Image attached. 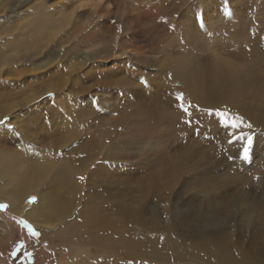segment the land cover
Returning <instances> with one entry per match:
<instances>
[{"label": "rangeland", "instance_id": "rangeland-1", "mask_svg": "<svg viewBox=\"0 0 264 264\" xmlns=\"http://www.w3.org/2000/svg\"><path fill=\"white\" fill-rule=\"evenodd\" d=\"M69 1L74 2L0 0V62L10 56L0 72V91L15 92L11 101L18 103L15 111L0 119L4 121L0 138L7 140L0 142L1 147L13 154L25 145L27 151L50 156L48 163L55 167L41 179L38 193L26 197L23 209H36V218L43 217L39 210L43 193H61L55 177L62 159L79 157L84 172L79 197L61 224L36 223L7 212L8 202L0 200L7 205L0 209V264L6 259L10 264H61L74 251H69V244L41 239V232L49 235L62 228L66 232L75 221L84 222L89 209L122 222L126 232L171 233L187 240L195 238L192 222L199 224L201 209L211 201L236 203V219L254 199L261 209L264 192L259 187L264 184L257 182V170L264 159V0H117L113 13L101 16L97 24L89 23L90 0H75L87 11L66 25L65 16L72 8L60 6ZM59 15H65L64 25L52 29V34L47 25ZM43 42L46 47L35 53ZM122 49L128 56L121 54ZM85 51L92 52L89 63L97 62L93 70L65 67ZM56 53L57 61L40 66ZM182 77L200 80L201 91L192 95L190 88L181 87ZM96 79L97 87L80 90ZM234 83L239 93L230 92ZM50 85L57 89L31 97L32 91L43 92ZM174 89L176 102L171 95ZM65 93L68 108L56 103ZM177 93H183L182 100ZM181 103L192 106L190 119ZM216 111L225 114L224 120L231 122L239 115L243 122L233 129L230 123H221ZM28 115L37 121L33 123ZM68 122L76 125L71 145L50 144L37 135L42 125L53 130ZM249 123L251 128L246 127ZM98 133L103 134L100 140ZM233 133L236 140H231ZM241 137H251L247 159L242 158L247 140ZM94 161L103 164L104 170ZM90 166L94 172L99 166L98 175L88 171ZM33 196L36 201L29 203ZM122 211L127 220L120 219ZM21 221L31 224L39 235H32ZM228 226L232 230L233 224ZM236 226V238L240 229L247 233L245 238H255L250 235L252 225ZM82 248L101 253L100 264H192L176 260V251L171 250L146 251L120 243L112 251L101 252L90 244Z\"/></svg>", "mask_w": 264, "mask_h": 264}, {"label": "bare ground", "instance_id": "bare-ground-1", "mask_svg": "<svg viewBox=\"0 0 264 264\" xmlns=\"http://www.w3.org/2000/svg\"><path fill=\"white\" fill-rule=\"evenodd\" d=\"M116 1L117 0L87 1L88 6H90V10H89L90 12L88 13L89 18H90L89 23L97 24V22L100 19H102L101 16H103V18L104 17L106 18L108 14L113 13L111 9H113L114 6L116 5ZM74 2L71 4L69 1L67 2L66 5L60 6L62 7L61 9L69 7V6L72 8L70 11H68V14L66 16L63 15L67 17V20L65 22L66 25L70 24V22H72L73 20H76L81 15H83L85 11H87V10L81 9V7H84L83 3L75 5ZM140 8H142V6ZM122 14L120 15L123 16L124 14L123 15ZM63 16L59 15V17H57L55 20L51 22V25L50 24L47 25L49 26V31L51 33H52V29L54 30V28L59 27L62 24L64 25L63 20L65 18ZM121 16H118V17L120 18ZM137 19L140 22L141 19L139 20V17H137ZM86 25L84 26V28L87 27ZM56 29L58 30V28ZM36 36H37V33H36ZM49 41L50 40H48L47 43H49ZM47 43L43 42V43H40V47H37V48L34 47L36 48L35 53L40 51L42 47H46ZM124 49H122L121 54L124 56H128L127 52H125L126 50L123 51ZM136 52L134 51V53ZM91 56H92L91 51H87V52L85 51L80 55L78 54V57H77L78 59L74 61L72 59V61L65 67H67V69L69 68L70 71H75L79 68V66L80 67L85 66V69L88 66L89 68L88 71L90 72L97 66V62L89 63V60H91L90 59ZM129 57H132V56H129ZM9 59H10L9 55H5V57L2 59L3 63L0 62V72L3 69V67H7V64L9 63ZM55 60L56 61L58 60L57 53L56 55H54L52 59L47 58L46 61H48V63L45 62L44 64H40V66L44 67L46 64H49ZM57 64H60V63L58 62ZM58 68L54 69L56 73H57ZM17 73H19V71ZM70 73L71 72H69V74ZM104 81L102 82L104 83ZM199 81L200 80H197V78L195 77L180 78L181 87L187 86L188 88H190L189 91L193 92L192 95L201 91L202 84L200 85ZM98 83L99 81H97L96 79L94 80V83H92L91 85L80 87V90L88 91L93 85L97 87ZM229 87H230L231 93H234L237 90H238L237 92L239 93V89L236 83H234L232 86H229ZM53 88H56V85H50L46 88L44 87L43 92H41L42 90H39V91L37 90V91H32L30 94L32 98H37L40 94L48 92L52 90ZM14 94L16 93L15 92L12 93L11 91L6 90L5 88L4 90L2 89L0 91V102L6 101L4 104L0 105V119L2 118V116L8 115V114L10 115L13 111H15V108L18 105V103H16L17 104L16 105L11 101L13 99ZM68 95H70V92L68 93ZM68 95L65 93L61 95L60 97H57L56 100H58V102L56 101V103L61 105V107L64 106L68 108V105H69ZM171 95H173L172 98L176 102V89L172 91ZM28 117H30L33 123L37 121L35 117H32L30 115H28ZM75 126L76 125L74 123L68 122L67 126H64L61 128H55L53 130L51 129L48 130L45 125H42L41 127L42 132L37 135L42 140L43 139L49 140L48 143L50 144L55 143L57 141L69 142V141H73V139L74 140L76 139ZM28 130H30V128H28L26 131L28 132ZM59 132L63 134L64 133H67V134L64 135V137L62 138V137L57 136ZM102 135L103 134L98 133L99 140L102 138ZM102 141L105 142V138ZM0 142L4 143V142H7V140L6 138L2 137L0 138ZM78 149H81V148H78ZM55 151L58 152L57 150ZM49 155H51V153ZM77 155H80V154L77 153ZM47 157L48 155L46 156L43 153L38 154L37 152L27 151V149H25V145H23V148H19L16 153L15 152L13 154L6 153L5 151H3L1 147V143H0V200L4 199V201L8 202L9 206L7 208L8 209L7 212L8 211L15 212L29 219L30 221H34L36 223L44 222L45 224L55 225L57 222L61 224V222L66 220V218L68 217L67 212H68L69 206L72 205L73 202L78 199L79 194H80L79 192L82 186V181H83V179H80V177H83L84 172L80 171L83 166H81L80 164L79 157H75L72 159H67V158L62 159L61 160L62 162H60V165H59L58 172L56 171L57 175L55 177L61 193L60 194H51V193L47 194L46 192L43 193L44 200L41 202V205H40L42 208L39 209V210H42V212L40 213H42L43 217L41 219H37L36 217L38 216V213L36 209L29 208V210H26V209H23V206H24V201H26L25 199L29 194H33L35 192L38 193L37 192L39 189L38 185L41 179H44V177L46 176L47 171H49L50 168H55V167H51V164L48 163L49 161L48 159H50V156L48 158ZM88 159H91V158H88ZM111 160L112 159H110V162ZM87 163L88 162H86V164ZM95 164L99 165L96 162ZM104 164L106 165V162ZM82 165H85V164H82ZM94 165L92 167H94ZM99 166L97 169H99ZM87 167L89 168V165ZM92 167L90 166V170L88 171H91L93 169ZM101 168H102L101 170H104L103 166ZM105 169L107 168L105 167ZM92 172L94 171L92 170ZM97 173L98 171L95 174ZM263 173H264V159L261 161V163L258 166V170H257V182L258 183L264 184ZM105 174H106V171H105ZM251 182H254V180H252ZM1 183L4 185H2ZM259 188L261 189V192L263 193L264 185H261ZM262 196L264 197V194H262ZM257 203L258 201L254 199V201L251 202L250 205L247 204L245 208H242L239 211L241 218L238 217V219H236L235 213L237 211L234 207L236 203L233 204L231 200L230 201L225 200V202H221V201L218 202V200L211 201V204H209L208 207L204 208V210L201 209L202 215L199 218H197V221L199 222V224L194 225L192 222L191 229L194 230L195 238H190L191 240H187L186 238L174 237L171 233H166V234L156 233L155 235H148L146 233L144 234L137 233L134 230H132L131 232H126V229L124 225L122 224V222L116 223L115 221L116 219L115 220L112 218L109 219V217L108 216L106 217L104 213H100L98 210L90 211V209L86 213L84 222L80 223L79 221H75L72 224V226L68 228L66 232L64 228L58 229L57 231H51L49 235H47L44 232H41L40 238L45 239V240L49 239L52 242V244L61 243L63 245L64 244L70 245L71 249L69 251L73 250L74 252L73 253L71 252V255L66 254V257H64L65 260L63 259V262L61 264H100L101 262L99 258H101L102 256L100 257L99 254L101 253L98 254L97 251L96 253H93V254L91 252H86L82 248L83 245L90 244L93 246H97L98 250L103 252L101 249H104V248H107L108 250L112 251L114 249V245L117 243H120V245H131V246H134L136 248H140L146 251H147V248H148V251L150 250L176 251V260H183V261H186L192 264H264V226H259L258 224V223H261V224L264 223V204L261 205V209H259L260 205L259 203L257 205ZM92 204H93V201H92ZM92 204H91V207L93 206ZM95 204L96 202L94 203V205ZM96 206L98 207V205ZM96 206L94 207L97 208ZM97 209H100V208H97ZM122 212H121L122 215H120L121 213L119 214L121 217L120 219L127 220L125 211H122ZM0 213L2 212L0 211ZM112 220H114L113 223H112ZM236 220L238 222L237 223L238 227L239 225L240 227H243V228L249 225H252L253 226L251 230L252 234L250 232L248 233H250V235H253L255 238H245L247 233H244L243 232L244 230H241V229L239 230L241 234L238 232L240 238H236V232H234V230L236 231V229H238L236 226L237 225ZM257 221H258L257 223L258 225L256 224ZM231 223L233 224L232 230H229L230 227L228 225H230ZM125 224L127 225L128 222H126ZM169 231L171 230H168V232ZM185 233H188V236H190V233L188 231H185ZM55 235H56V238H55ZM258 236L260 238H257ZM161 237H163V239H161ZM250 247L253 249H251ZM65 248L67 247H64V249ZM85 252L87 254L84 255ZM2 261L4 260L2 259ZM4 264H10L9 260L6 259L4 261Z\"/></svg>", "mask_w": 264, "mask_h": 264}, {"label": "snow or ice", "instance_id": "snow-or-ice-1", "mask_svg": "<svg viewBox=\"0 0 264 264\" xmlns=\"http://www.w3.org/2000/svg\"><path fill=\"white\" fill-rule=\"evenodd\" d=\"M51 94V93H49ZM183 98V93H177V99L178 100H182ZM192 107L190 104L188 105V107H185L183 103H181L180 108L181 110L187 114L189 116V119L191 118V113L189 112V108ZM204 111L211 113L212 109H205ZM217 116L221 117V123L228 125L230 123V127L233 129L239 128L240 123L243 122V117L237 115L236 117L233 118V120L231 122L224 120L223 116L225 115L224 113L220 112V111H216L215 113ZM4 121H0V123H3ZM188 121H186L187 123ZM246 127L251 128L252 125L249 123L246 125ZM238 137L235 135V133L231 134V140H236ZM244 138V137H241ZM247 140V143L244 145L243 147V152H242V158L243 159H247L248 158V152H249V145L251 144V137H247L244 138ZM80 179H84V177H80ZM37 197L33 196L29 198V203H32L34 201H36ZM7 205L5 204H0V209L6 208ZM21 223L28 229V231L34 235V236H38L39 233L35 231V229L33 228V226L31 224H29L27 221H21ZM161 239H163V237H161Z\"/></svg>", "mask_w": 264, "mask_h": 264}]
</instances>
